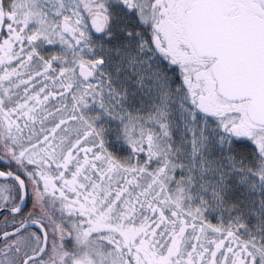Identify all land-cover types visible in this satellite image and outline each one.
Instances as JSON below:
<instances>
[{
  "label": "snow or ice",
  "instance_id": "6c2138e0",
  "mask_svg": "<svg viewBox=\"0 0 264 264\" xmlns=\"http://www.w3.org/2000/svg\"><path fill=\"white\" fill-rule=\"evenodd\" d=\"M0 264H264V0H0Z\"/></svg>",
  "mask_w": 264,
  "mask_h": 264
}]
</instances>
